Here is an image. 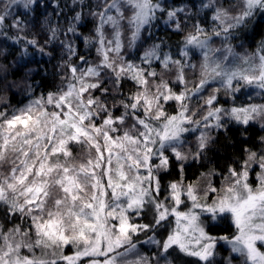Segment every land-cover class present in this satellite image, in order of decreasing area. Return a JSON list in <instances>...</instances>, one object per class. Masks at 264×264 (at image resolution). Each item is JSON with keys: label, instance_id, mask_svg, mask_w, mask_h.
I'll return each mask as SVG.
<instances>
[{"label": "snow or ice", "instance_id": "1", "mask_svg": "<svg viewBox=\"0 0 264 264\" xmlns=\"http://www.w3.org/2000/svg\"><path fill=\"white\" fill-rule=\"evenodd\" d=\"M72 4L81 10L64 17L66 29L60 5H44L53 9L45 43L59 41L66 56L61 85L20 106L0 97V264H264V147H245L226 171L186 175L211 163L214 133L264 130V102H255L264 99V40L244 52L233 43L254 18L264 20V0H200L195 13L167 0ZM33 5L40 0H0V37L20 42L7 29L19 33L28 22L13 9L26 16ZM84 8L95 21L82 40L94 61L77 46ZM161 17L184 33L175 52L149 32ZM126 82L135 89L128 94ZM173 168L178 179L165 185ZM220 224L233 234L214 235ZM221 248L228 255L218 260Z\"/></svg>", "mask_w": 264, "mask_h": 264}, {"label": "trees", "instance_id": "2", "mask_svg": "<svg viewBox=\"0 0 264 264\" xmlns=\"http://www.w3.org/2000/svg\"><path fill=\"white\" fill-rule=\"evenodd\" d=\"M164 2V0H162ZM200 0H167V3L174 6L187 5L195 13L196 9L192 8L193 4H199ZM41 6L35 8V11L24 15L22 7H15L13 9V16L19 14L25 19L28 24L24 31L17 33L15 29L8 28L9 36H16L17 34L22 37L20 42H13V40H6L0 37V97L6 98L8 104L13 106H20L18 102L23 101L27 103L29 99L46 96L48 92H55L61 85L60 77L63 75V70H60L58 66L62 61V50L59 47V41L55 43L46 44L45 40L48 36L47 27L44 25L45 16L53 11L51 6L45 7V4L51 5L52 3H58L59 8L56 11L62 10V16L60 18L61 27L66 29L67 23L64 22V17H71L75 14V11H80L81 6L79 4L73 5L72 0H40ZM95 3V0H84V4ZM75 9L74 11L71 9ZM85 14L84 20L78 25V29L81 33L80 40L77 41L78 51L81 54H88L90 61L97 59L95 48L89 50L84 46L82 40L83 36L92 34L95 21L91 16H88V9H83ZM210 16V13L208 14ZM166 17H161L160 20L154 22V26L149 30L153 34V39L163 38L167 41L168 45L175 52L176 46L179 44L184 33H174L169 29L163 20ZM53 24L56 23L57 18L55 16L50 17ZM198 19L203 20L204 14L199 16L193 15L188 21L185 28L186 31L191 30V25ZM11 23V17L8 20ZM205 26L210 27V22L206 21ZM149 32H145L144 35H149ZM35 39L37 43L44 47L45 52H51L52 55H41L37 49L26 42L28 40ZM60 39H64L61 34ZM264 40V20H260L259 17L253 19L250 22L247 29H242L239 34V40H234L233 43L238 45L243 43L244 47H237L238 52L254 51L257 45ZM152 43V39L148 41ZM214 46H219V39H214ZM27 51V55L21 54ZM167 50V49H165ZM199 57V56H198ZM66 58V56H64ZM74 61L76 58H73ZM198 63V61L196 62ZM157 71H160L157 68ZM172 74H167L166 78H171ZM191 78V77H190ZM6 84H12L10 90L5 89ZM32 86L31 93L28 92V86ZM134 87L131 82H126L123 86V92L128 94L134 91ZM223 98V94H221ZM116 115H119V110L116 111ZM217 135V142L212 146L208 156L211 163L205 162L204 167L193 164L186 169V175L188 180H195L201 171H208L209 169L216 168L218 170L226 171L227 166L233 161L239 162L243 158L245 147L257 150L262 148L260 144V138L264 136V130H261L259 125H253L245 132L242 127L231 126L227 131H221ZM74 155L79 156L82 149L78 145H72ZM178 179V172L175 168L168 175H165L162 183L165 185L169 180ZM214 184L221 183L219 177L213 179ZM215 235H231L232 229L227 224H220L214 228Z\"/></svg>", "mask_w": 264, "mask_h": 264}, {"label": "rangeland", "instance_id": "3", "mask_svg": "<svg viewBox=\"0 0 264 264\" xmlns=\"http://www.w3.org/2000/svg\"><path fill=\"white\" fill-rule=\"evenodd\" d=\"M198 60H199V57H198V55H197L196 57H194L193 62H197ZM244 99H246V98H244ZM240 102H242V101H237V103H240ZM255 102H257V103L264 102V99H261V98H259V97H256V98H255ZM257 125H258V124H257ZM263 137H264V136H263ZM262 147H264V145H262ZM253 175H254V174H253ZM215 185H216L217 187H219V186H220V183L215 184ZM232 231H234V230L232 229ZM165 234H166V232H164L163 230H161V234L158 235L157 238H158V239H159V238H162V236L165 235ZM213 234L215 235V234H217V233L213 232ZM232 234H233V233H232ZM232 234H231V235H232ZM149 235H151V233H149ZM217 236H219V235H217ZM140 238H141V239H144V236L141 235ZM148 248H149L148 245H144V246L141 247V251H144L145 249H148ZM225 248H226V246H225ZM225 248H221V249H220V251H219V255L217 256V259H218V260H222L223 257H225V256L228 255V252L225 250Z\"/></svg>", "mask_w": 264, "mask_h": 264}]
</instances>
